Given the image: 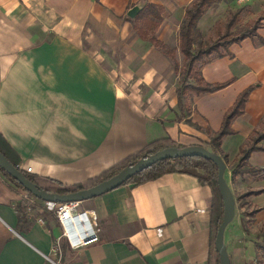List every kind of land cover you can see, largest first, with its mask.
<instances>
[{
	"label": "crops",
	"instance_id": "1",
	"mask_svg": "<svg viewBox=\"0 0 264 264\" xmlns=\"http://www.w3.org/2000/svg\"><path fill=\"white\" fill-rule=\"evenodd\" d=\"M149 1L162 6L154 34L173 48L179 64L177 27L192 0ZM134 3L143 1L0 0V133L18 165L30 166L27 172L69 186L153 138L207 147L203 128L215 130L248 84L253 87L243 111L230 122L233 133L221 138L226 164L264 120V18L256 29L262 43L244 37L228 45L230 54L201 66L204 80L227 83L179 107L171 59L140 38L128 19L133 16L125 14ZM218 3L205 9L199 29L204 13ZM222 4L221 12L227 8ZM247 161L261 171L231 181L225 166L232 190L264 187V151L252 150ZM210 195L209 185L185 172L117 185L79 200L97 240L72 247L44 201L35 197L27 206L22 189L0 172V264H215ZM247 199L258 210L243 226V207H235L223 230L230 264H256L257 257L264 264L256 246L264 245L256 226L264 222V189Z\"/></svg>",
	"mask_w": 264,
	"mask_h": 264
},
{
	"label": "trees",
	"instance_id": "2",
	"mask_svg": "<svg viewBox=\"0 0 264 264\" xmlns=\"http://www.w3.org/2000/svg\"><path fill=\"white\" fill-rule=\"evenodd\" d=\"M143 4L140 9L133 15L132 27L136 34L151 42L158 47L171 61L173 69L178 72V85L176 87L177 104L179 107L184 106L191 98L204 91L216 90L227 83L208 82L203 79L200 74L201 66L214 57L224 54H230L228 45L232 42H239L244 37H250L257 43H262L263 38L257 33L256 29L263 26L262 19L264 18V9L259 10L249 20H246L244 25L237 31H232L231 26L237 21L239 14L246 7V4L236 6L235 8H228L223 17L222 29L217 27L215 21V35L213 38L201 42L200 31L197 26V21L203 14L205 9L214 2L222 0H192L189 5L185 6L182 18L177 27L176 46L182 55V63L178 67L173 55V48L168 46L161 39L154 34V29L160 20V12L162 6L158 3L142 0ZM179 70V71H178ZM253 84H248L239 90L231 104L222 112L219 126L215 130H210L205 126L203 130L208 135L207 148L220 155L222 160L229 169V179L232 181L237 176L243 174L256 175L261 171V167L253 166L248 163L247 157L252 150H263L264 144L259 141L264 138V120H260L259 126L253 128L247 135L244 142L238 145L237 152L232 160L226 164L227 155L220 149L221 138L225 134L233 133V128L230 126L231 120L243 111V105L247 99L249 91ZM178 144L169 136H161L146 141L140 148L126 154L117 161L113 162L106 168L100 170L98 173L85 178L82 181L76 182L72 185L65 186L56 180L43 176H35L23 169L20 170L23 174L33 181L38 187L43 188L48 192L63 193L76 188L87 187L93 183L104 179L119 168L129 163L140 156H145L159 148L165 146H177ZM0 152L16 167H18L19 157L15 151L7 144L0 133ZM185 172L196 176L200 183H205L210 186L209 199V229H210V245L214 251L215 264H218L217 253L213 247V236L221 218L222 202L216 184V164L209 158L199 155H181L175 157H166L158 159L140 171L135 172L128 178L123 180L119 185L132 182L138 183L147 179L155 178L164 172ZM1 174L13 185L25 190L11 175L5 172L0 167ZM260 188H246L239 191L235 195L237 199V206L244 207L242 209L243 215L246 218L241 219V224L244 226L250 216L258 210L256 206H249L247 197L250 194H255L263 190ZM27 192V191H26ZM32 195L31 193L27 192ZM33 196V195H32ZM258 250L263 253L264 245L257 244ZM256 264H261V258H256Z\"/></svg>",
	"mask_w": 264,
	"mask_h": 264
},
{
	"label": "water",
	"instance_id": "3",
	"mask_svg": "<svg viewBox=\"0 0 264 264\" xmlns=\"http://www.w3.org/2000/svg\"><path fill=\"white\" fill-rule=\"evenodd\" d=\"M142 4L134 3L125 10L128 17H132ZM181 155H199L211 159L217 167L216 171V184L222 202L221 218L216 226L213 236V247L217 253L218 264H230L229 258L223 242V230L226 223L232 218L235 208V200L232 190L223 176L225 163L216 152L209 150L206 146L199 143H190L177 146H165L159 148L145 156H140L132 163L122 166L110 176L101 179L92 185L82 188H76L67 192L57 193L48 192L43 188L38 187L33 181L28 179L19 167L13 165L1 152H0V167L11 175L16 181L34 197L45 201H63L69 199L82 200L104 191H107L117 185L130 175L140 171L152 162L166 157H175Z\"/></svg>",
	"mask_w": 264,
	"mask_h": 264
},
{
	"label": "built area",
	"instance_id": "4",
	"mask_svg": "<svg viewBox=\"0 0 264 264\" xmlns=\"http://www.w3.org/2000/svg\"><path fill=\"white\" fill-rule=\"evenodd\" d=\"M19 168L29 171V165H18ZM24 197H26L27 206L33 201L34 196L28 194L26 190H22ZM44 201V207L51 210L58 222L61 224V234L66 237L68 243L72 247L81 246L83 244L97 240V232L93 224L86 217V210L78 208L77 199H69L63 201ZM81 220L82 226H72V221ZM69 224V225H68ZM70 226V228L68 227ZM157 234H161L160 227L154 228ZM58 242L55 241L54 246L56 249ZM55 264V263H54Z\"/></svg>",
	"mask_w": 264,
	"mask_h": 264
},
{
	"label": "rangeland",
	"instance_id": "5",
	"mask_svg": "<svg viewBox=\"0 0 264 264\" xmlns=\"http://www.w3.org/2000/svg\"><path fill=\"white\" fill-rule=\"evenodd\" d=\"M223 2L227 4V8L225 10H223V12H221L222 7L224 6L222 4ZM229 2H231V3H229ZM229 4L231 6H229ZM242 4H246V7L239 14L237 21L231 26V29L234 32L237 31L238 29H240L244 25L245 21L249 20L255 13H257L259 10L264 9V0H222L218 4L212 5L204 13L202 20L200 22V25H199L200 26V29H199L200 39L202 40L201 42H204V41L209 40V39L214 37V35H215V30H214L215 21H217L216 22L217 27L219 29H222L223 17L226 14V11L228 8H235L236 6H239ZM212 19H214L213 23L210 26H207L208 25L207 22L211 21ZM205 21H207V22H205ZM181 63H182V59H181V62L178 64V67L181 65ZM177 75L179 77L178 72H177ZM229 186H230V184H229ZM231 190H232V188H231ZM232 193H233L234 200H235V207L239 208L237 206L238 200L235 199V195L238 192L236 190H232ZM37 199L39 200V198H37ZM235 216H236V214H234V217ZM256 226H259L257 232H259L258 234H260V235H258V236L260 238H263V241H264V222L260 221L259 223H257Z\"/></svg>",
	"mask_w": 264,
	"mask_h": 264
}]
</instances>
